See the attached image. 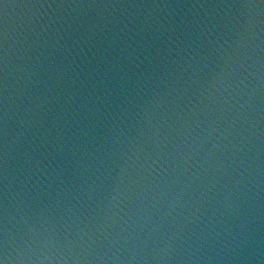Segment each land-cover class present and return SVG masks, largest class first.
I'll use <instances>...</instances> for the list:
<instances>
[{
    "label": "water",
    "instance_id": "water-1",
    "mask_svg": "<svg viewBox=\"0 0 264 264\" xmlns=\"http://www.w3.org/2000/svg\"><path fill=\"white\" fill-rule=\"evenodd\" d=\"M180 1L0 0L6 264H264V0Z\"/></svg>",
    "mask_w": 264,
    "mask_h": 264
},
{
    "label": "clouds",
    "instance_id": "clouds-1",
    "mask_svg": "<svg viewBox=\"0 0 264 264\" xmlns=\"http://www.w3.org/2000/svg\"><path fill=\"white\" fill-rule=\"evenodd\" d=\"M0 264H6V260L0 259Z\"/></svg>",
    "mask_w": 264,
    "mask_h": 264
}]
</instances>
